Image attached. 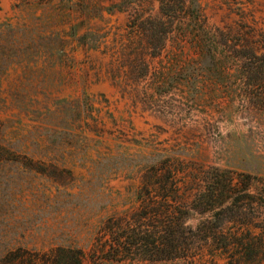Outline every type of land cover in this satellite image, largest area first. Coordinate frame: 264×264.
I'll list each match as a JSON object with an SVG mask.
<instances>
[{
  "label": "rangeland",
  "instance_id": "374dc122",
  "mask_svg": "<svg viewBox=\"0 0 264 264\" xmlns=\"http://www.w3.org/2000/svg\"><path fill=\"white\" fill-rule=\"evenodd\" d=\"M0 145V264H130L99 227L165 162L216 174L233 264H264V0H0Z\"/></svg>",
  "mask_w": 264,
  "mask_h": 264
},
{
  "label": "trees",
  "instance_id": "16d2710c",
  "mask_svg": "<svg viewBox=\"0 0 264 264\" xmlns=\"http://www.w3.org/2000/svg\"><path fill=\"white\" fill-rule=\"evenodd\" d=\"M160 28H157V35L163 39L164 32H160ZM191 166L194 165L165 162L151 168L135 196L137 205L106 218L99 227L93 248L98 255L96 259L110 262L124 260L133 264L200 256V259L208 258L215 263L216 258L225 256L227 264H233L232 241L228 234L220 232L221 215L215 207L219 191L217 176L213 171ZM199 181L204 185L196 184ZM195 185L205 189L198 195L193 194L190 199ZM206 214H210L208 219L196 225L186 222L193 215ZM86 262L87 258L80 249L57 248L42 255L25 252V255L1 264Z\"/></svg>",
  "mask_w": 264,
  "mask_h": 264
}]
</instances>
